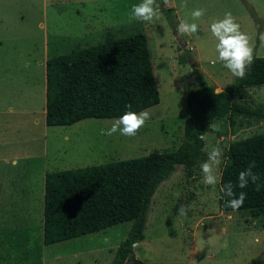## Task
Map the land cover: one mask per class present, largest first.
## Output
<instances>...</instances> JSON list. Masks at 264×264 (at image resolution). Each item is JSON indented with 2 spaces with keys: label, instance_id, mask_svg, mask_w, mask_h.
I'll list each match as a JSON object with an SVG mask.
<instances>
[{
  "label": "rangeland",
  "instance_id": "obj_1",
  "mask_svg": "<svg viewBox=\"0 0 264 264\" xmlns=\"http://www.w3.org/2000/svg\"><path fill=\"white\" fill-rule=\"evenodd\" d=\"M141 0H0V264H109L132 221L79 237L45 244L43 240L46 173L172 150L184 139L187 91L199 84V73L220 91L234 77L216 60L210 25L231 12L253 37L254 55L264 56L258 37L264 34V0H169L154 23L129 22ZM163 6L162 0H158ZM205 10L201 20L190 13ZM182 19L198 32L181 37ZM146 33L160 101L149 106L145 125L135 137L100 135L119 117L85 118L70 125H48L46 60L109 37ZM190 60L196 63L191 68ZM250 103L264 110V85L249 89ZM140 111V112H142ZM138 112V113H140ZM264 134V117H239L213 124L204 149H223L215 188L204 185L199 166L187 177L183 165L157 188L145 238L135 246L142 264H264V213L224 211L220 178L231 142ZM18 161L13 166L12 161ZM206 161V160H205ZM204 162V161H203ZM181 193L180 199L174 193ZM183 204L187 216H179ZM259 241V242H257Z\"/></svg>",
  "mask_w": 264,
  "mask_h": 264
},
{
  "label": "trees",
  "instance_id": "obj_2",
  "mask_svg": "<svg viewBox=\"0 0 264 264\" xmlns=\"http://www.w3.org/2000/svg\"><path fill=\"white\" fill-rule=\"evenodd\" d=\"M162 10L170 16L171 8ZM243 79L235 78L220 91L199 73V84L187 91L184 139L172 150H155L148 155L106 164L56 170L46 173L43 240L49 245L132 221L127 236L118 245L109 264H142L134 242L145 238L153 196L178 165L191 177L208 159L201 135L213 131V124L229 120L234 127L239 117L262 118L264 110L250 103L249 89L264 85V56ZM196 70V68L194 69ZM146 33L107 37L103 42L46 60V109L48 125H70L85 118L121 117L127 111L140 112L159 103ZM131 105V107H127ZM222 169L220 187L238 184V174L252 161L260 190L251 182L234 188L245 192L238 211L253 216L264 213V134L257 133L230 143ZM0 184V195H1ZM220 194L221 208L228 197Z\"/></svg>",
  "mask_w": 264,
  "mask_h": 264
},
{
  "label": "clouds",
  "instance_id": "obj_3",
  "mask_svg": "<svg viewBox=\"0 0 264 264\" xmlns=\"http://www.w3.org/2000/svg\"><path fill=\"white\" fill-rule=\"evenodd\" d=\"M169 0H162L164 7H167ZM188 6V0H180V8L184 9ZM161 8V3L158 0H141L138 4H133L128 13L129 22H144L154 23L158 19V10ZM205 15V10L201 8L194 9L191 13L192 21L201 20ZM178 36L185 35L193 36L198 30L199 26L195 22H189L188 19H182L176 27ZM211 35L216 39L215 49L217 52L216 60L220 62L234 77L243 79L246 77L248 69L254 63V45L252 43L253 37L241 29V25L236 21V18L231 12H226L222 19L215 20L210 25ZM260 47L264 48V34L258 37ZM127 107H131L128 105ZM150 119V113L145 110L140 113L134 111H127L121 117L116 119L110 128L100 130L102 136H112L119 133L125 137H135L139 130L145 125L146 121ZM201 140L204 136L199 137ZM223 149L220 147H213L208 153V159L200 164L202 173V183L206 186L216 187L218 184V176L216 169L220 165L223 157ZM18 161L13 160V166H16ZM256 167L255 161H252L246 170L238 174V184L234 185L228 182L220 187V192L223 194L221 198H231L227 201L226 207L233 211H238L245 202L246 193L241 191L237 196L234 191L235 187L244 189L248 187L249 183L253 184L256 191L260 190L259 176L253 172ZM177 200L180 199L181 193L179 191L174 193ZM188 208L181 204L178 209L179 216H187ZM259 242V241H257Z\"/></svg>",
  "mask_w": 264,
  "mask_h": 264
},
{
  "label": "water",
  "instance_id": "obj_4",
  "mask_svg": "<svg viewBox=\"0 0 264 264\" xmlns=\"http://www.w3.org/2000/svg\"><path fill=\"white\" fill-rule=\"evenodd\" d=\"M175 35H176V38H177V41L180 45V47H182L183 49L187 47V44L184 42V40L178 36V33H177V30H175ZM190 65H191V68L194 69V67L196 66V63H192L191 60H190ZM138 242H134V245H137Z\"/></svg>",
  "mask_w": 264,
  "mask_h": 264
},
{
  "label": "crops",
  "instance_id": "obj_5",
  "mask_svg": "<svg viewBox=\"0 0 264 264\" xmlns=\"http://www.w3.org/2000/svg\"><path fill=\"white\" fill-rule=\"evenodd\" d=\"M3 187V186H2Z\"/></svg>",
  "mask_w": 264,
  "mask_h": 264
}]
</instances>
